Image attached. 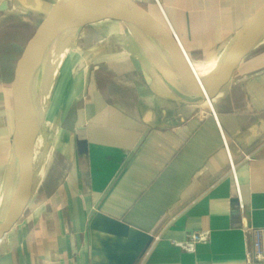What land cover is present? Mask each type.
<instances>
[{
    "label": "crops",
    "instance_id": "crops-1",
    "mask_svg": "<svg viewBox=\"0 0 264 264\" xmlns=\"http://www.w3.org/2000/svg\"><path fill=\"white\" fill-rule=\"evenodd\" d=\"M38 1L0 0V205L20 88L63 0ZM129 1L176 35L200 80L264 10V0ZM135 40L116 20L84 26L49 107L47 88L39 97L64 139L49 159L41 144L31 151L0 264H251L250 231L264 227V33L210 104L175 100L190 94ZM162 72L172 75L166 62Z\"/></svg>",
    "mask_w": 264,
    "mask_h": 264
},
{
    "label": "water",
    "instance_id": "water-1",
    "mask_svg": "<svg viewBox=\"0 0 264 264\" xmlns=\"http://www.w3.org/2000/svg\"><path fill=\"white\" fill-rule=\"evenodd\" d=\"M36 7L38 0H26ZM45 32L26 70L16 110L15 132L10 159L3 182L0 205V240L14 223L23 203L25 177L32 151L30 123L34 106L45 89L65 70L81 29L101 20L125 24L143 45L164 80L186 89L190 95H177L175 100L199 104L214 96L228 80L237 63L254 47L264 33V10L251 20L237 36L217 67L199 81L186 56L175 41L170 42L156 31L129 0H63L51 12ZM66 56L56 65V51ZM163 62L171 76L162 72Z\"/></svg>",
    "mask_w": 264,
    "mask_h": 264
},
{
    "label": "rangeland",
    "instance_id": "rangeland-1",
    "mask_svg": "<svg viewBox=\"0 0 264 264\" xmlns=\"http://www.w3.org/2000/svg\"><path fill=\"white\" fill-rule=\"evenodd\" d=\"M50 17H51V15H49V14H47L45 16V18L47 20L46 22H49ZM135 41H136L135 43L139 44L138 46L141 45L138 40H135ZM143 58H144V56H143ZM82 67H83V65H82ZM50 85H51V83L47 87V96H46L47 107H49L48 105L51 103V101H49L50 97H51V89H52V88H50ZM40 102H42V99L37 102L40 105H39V108L37 109L35 116L33 117V120L30 123V128L32 131V140H33L32 151H34L39 146V144H41V147H43V149L41 151L42 156L44 157L46 155L45 158L49 159L50 154L51 153L54 154L55 149L53 147L57 146L56 143L60 142V139L62 140L63 137L61 138V136H62L63 132L61 130H59V133L57 134L58 128H60L59 126H56V128L53 126H50L52 124L49 121H47L46 123H43V119L41 117L43 105ZM46 103H45V105H46ZM60 144L63 145L64 143L62 142Z\"/></svg>",
    "mask_w": 264,
    "mask_h": 264
},
{
    "label": "built area",
    "instance_id": "built-area-1",
    "mask_svg": "<svg viewBox=\"0 0 264 264\" xmlns=\"http://www.w3.org/2000/svg\"><path fill=\"white\" fill-rule=\"evenodd\" d=\"M175 43L180 47L178 39L174 33H172ZM183 52V51H182ZM251 235V264H264V227L253 228L250 231ZM205 237L204 234H198L192 236L190 240L185 243H181V247L185 250L191 251L196 241L201 240Z\"/></svg>",
    "mask_w": 264,
    "mask_h": 264
},
{
    "label": "bare ground",
    "instance_id": "bare-ground-1",
    "mask_svg": "<svg viewBox=\"0 0 264 264\" xmlns=\"http://www.w3.org/2000/svg\"><path fill=\"white\" fill-rule=\"evenodd\" d=\"M48 14H51V13H48ZM59 48H60V47H59ZM183 55H184V54H183ZM185 56H186V55H185ZM186 58H187V57H186ZM58 60H59V55H57V59H56V61H58ZM56 64H57V62H56ZM195 74H196V73H195ZM196 77H197V75H196ZM197 79H198L199 81H201L198 77H197ZM206 103L210 104L209 99L206 101ZM39 105H40V104H38V103L35 104L31 121L33 120V117L35 116V114H36V112H37V109L39 108Z\"/></svg>",
    "mask_w": 264,
    "mask_h": 264
}]
</instances>
